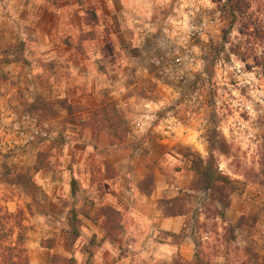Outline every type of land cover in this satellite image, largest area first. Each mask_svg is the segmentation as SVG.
I'll list each match as a JSON object with an SVG mask.
<instances>
[{
	"label": "rangeland",
	"instance_id": "1",
	"mask_svg": "<svg viewBox=\"0 0 264 264\" xmlns=\"http://www.w3.org/2000/svg\"><path fill=\"white\" fill-rule=\"evenodd\" d=\"M19 2L0 0V224L18 214L30 264H182L200 240L217 262L264 264V0L235 12L228 0H133L143 17L118 4L101 26L94 0H49L81 31L61 26L37 60V22L19 26L38 10ZM136 33L148 50L158 37L151 77L125 60ZM184 44L198 57L188 75L160 81L152 59ZM211 156L235 185L227 208L195 188Z\"/></svg>",
	"mask_w": 264,
	"mask_h": 264
},
{
	"label": "trees",
	"instance_id": "2",
	"mask_svg": "<svg viewBox=\"0 0 264 264\" xmlns=\"http://www.w3.org/2000/svg\"><path fill=\"white\" fill-rule=\"evenodd\" d=\"M229 8L232 12L240 11L244 6H249L247 0H228ZM263 149H264V136H263ZM201 168L197 170V185L195 188H203L211 191V197L217 200L223 205L224 208L229 206V197L234 190L235 185L229 175L224 174L219 169L213 168V156L209 159V166H203L204 160L200 159ZM17 177L23 181L26 185H33L31 178L26 174H18ZM180 198L174 197L172 199L165 200V203L173 204L179 202ZM169 206L166 208L169 210V215H180L182 211H175V206ZM18 214L9 213L6 215V219L14 220L13 226L5 228L3 224H0V264H30L27 248L25 245V230L26 226L17 220ZM3 218V217H2ZM17 228V236L14 240L11 239V231ZM218 238L214 244L217 251L224 249V241L227 242L228 238L226 234L220 235L216 232ZM196 252L194 259L186 261L182 264H228L227 262L220 263L210 258V253L206 251L207 246L200 240L195 242ZM217 244V245H216ZM213 247V246H212ZM240 264H245L244 261L239 260Z\"/></svg>",
	"mask_w": 264,
	"mask_h": 264
},
{
	"label": "crops",
	"instance_id": "3",
	"mask_svg": "<svg viewBox=\"0 0 264 264\" xmlns=\"http://www.w3.org/2000/svg\"><path fill=\"white\" fill-rule=\"evenodd\" d=\"M24 7L22 9H37V13H21L22 16L20 18V27H25L28 24H26V21L29 17L30 21L31 20H35V22H37L35 25H31L30 26V31L32 34H34L35 39L31 40L30 42V46L31 49L33 51V55H35V57L33 58V60H37L38 56L41 55V53L43 51H47V49H50L48 46V40L49 37H51L52 34H56L58 33H63V25L61 23V21H63L64 19H68L70 18V13L68 12H64L62 11V9H56L55 11L52 10V8L49 6L50 2L49 0H20V2ZM95 3V15L97 16L98 20L100 21L99 26H101V20L102 19H117V13L119 12L118 10V4L122 5V18L123 19H128V17L133 16L134 14L136 15H140V17H143V12L138 11L136 8H134L132 5L133 0H94ZM104 4V5H103ZM105 6V7H104ZM61 8V7H60ZM104 10V11H103ZM118 11V12H117ZM33 12V11H32ZM79 13V12H78ZM85 13L80 12V16L79 19L82 20L84 17ZM52 19H56L57 20V25L56 27L51 26V21ZM60 23H59V21ZM31 24V23H30ZM122 24V23H121ZM85 25V24H84ZM60 26V28H59ZM61 26H63L61 28ZM68 28V29H72L75 31H81V26L77 27V26H71L70 24L67 23V25L64 27ZM74 34V33H73ZM158 37H156L157 39ZM129 41H131V43L128 45L129 42H126V46H125V60L127 61L128 64L132 65V63H135L137 66L142 67L143 71H145L146 74H144L146 77H151L152 75H150V68L148 67V65H146L148 63L147 57L149 56V51H151L152 49L154 50L156 43L154 42L155 40H153V42H150L151 48H149V50L147 49L148 44H144L143 43V34H134V36H131L129 38ZM65 49L69 50V51H74L76 50L73 46L71 47L70 45L65 44ZM67 47V48H66ZM135 49L137 48V50H139L141 52V58L137 59V58H129L128 57V50L131 49ZM50 51V50H49ZM79 54V53H78ZM150 55H152V52L150 53ZM84 58V57H83ZM86 61V59H85ZM68 62H70V60H68ZM150 72V73H149ZM67 80H69L70 82V78H67ZM87 78L83 77L81 78V76L78 77V83H82L83 81L86 82Z\"/></svg>",
	"mask_w": 264,
	"mask_h": 264
},
{
	"label": "built area",
	"instance_id": "4",
	"mask_svg": "<svg viewBox=\"0 0 264 264\" xmlns=\"http://www.w3.org/2000/svg\"><path fill=\"white\" fill-rule=\"evenodd\" d=\"M206 25L207 23L203 21L198 26H192L189 29L188 34L201 36L204 34ZM162 49L163 53L152 59L155 66L156 76L160 81L165 78L183 81L188 75V66L193 65L198 57L194 55L185 44L183 45V49L187 52L185 54L167 48L165 45L162 46ZM192 98L194 101H199L197 91L193 92Z\"/></svg>",
	"mask_w": 264,
	"mask_h": 264
}]
</instances>
